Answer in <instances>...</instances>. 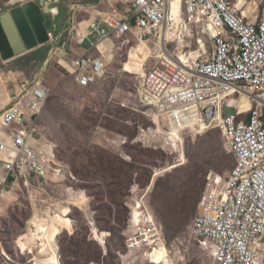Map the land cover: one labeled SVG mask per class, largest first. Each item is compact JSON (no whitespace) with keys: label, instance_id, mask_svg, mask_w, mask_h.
<instances>
[{"label":"rangeland","instance_id":"rangeland-1","mask_svg":"<svg viewBox=\"0 0 264 264\" xmlns=\"http://www.w3.org/2000/svg\"><path fill=\"white\" fill-rule=\"evenodd\" d=\"M30 2L38 6L48 28L56 30H83L90 20L110 16L116 6L112 0H0V15ZM240 2L237 0L238 6ZM246 3L243 8L249 18L257 10L258 14L262 12L261 0ZM188 30L191 34L184 44L191 47L186 52L198 49L197 40H204L207 51H212L207 37L203 39L190 25ZM63 40L67 43L61 50L68 55L76 45L65 36ZM96 41V37L86 41L83 49L88 51ZM167 46L172 50L176 45ZM96 48L91 52L107 59L109 77L87 89L65 75L56 59L47 64L50 51L46 53L43 48L0 60V114L10 105L11 90L16 96L23 85L34 87L42 82L49 87L51 95L41 115L45 126L42 136L57 145L58 160L68 167L56 181L28 178L27 184L20 179V185L0 199V264H54L45 261V248H39V241L29 246L32 252L24 253L18 247L32 225L38 227L40 217L47 218L42 212L49 208L57 216L66 208L64 218L70 222L60 224L59 233L48 237L55 264L102 260L100 264H120L117 255L127 254L125 232L133 202L135 215L142 203L149 212L152 210L164 230L174 264H198L201 259L212 264L209 254H203L204 246L191 239L189 229L209 181L224 180L234 166L221 129L175 135L164 118L157 132L153 118L148 117L156 110L142 103L138 94L143 79L138 70L147 48L137 40H113ZM156 62L154 56L147 61L146 73ZM234 113L224 110L226 115ZM6 144H0V148ZM144 149L156 155L141 151ZM4 152V148L0 150L2 159ZM70 193L80 197L69 198ZM35 214L36 221L30 225ZM95 229L101 234L96 235ZM131 259L134 264H150L144 262V253L131 255Z\"/></svg>","mask_w":264,"mask_h":264},{"label":"built area","instance_id":"built-area-1","mask_svg":"<svg viewBox=\"0 0 264 264\" xmlns=\"http://www.w3.org/2000/svg\"><path fill=\"white\" fill-rule=\"evenodd\" d=\"M112 1L116 6L111 17L89 24L90 30L82 40V30L65 36L77 45L70 54H64L68 64H60L65 75L81 88H90L109 77L104 58L90 53L97 49V43L159 39L162 30H170L174 4L178 2ZM183 1V17L191 27L213 30L214 34L207 37L212 51L201 54L192 64L179 65L169 54L177 55L178 46L170 50L165 45L161 57L143 77L144 97L158 100L153 103L158 113L163 103L184 108L185 112L196 107L208 131L220 128L227 132V142L224 135L222 139L235 165L224 180L209 181L190 227L191 238L204 246L203 254H209L212 264H264V244L258 246L264 227V0L262 12L251 18L245 15V8L238 7L237 0ZM94 37L96 43L85 51L83 44ZM49 43L51 54L66 45H57L54 34H49ZM246 94L252 95L253 106L241 112L236 104ZM50 95L51 89L42 82L34 87L23 85L13 104L2 108L0 141L8 144L0 148L5 150L4 162L0 163V199L16 188L20 179L56 181L67 172V166L57 159V145L42 136L45 126L41 115ZM226 108L235 113L224 114ZM22 168L25 174L20 172ZM146 209L142 203L139 213H131L125 232L127 254L118 255L120 264H134L131 255L137 253H144L147 263L152 249L165 236ZM198 264L207 263L201 259Z\"/></svg>","mask_w":264,"mask_h":264},{"label":"bare ground","instance_id":"bare-ground-1","mask_svg":"<svg viewBox=\"0 0 264 264\" xmlns=\"http://www.w3.org/2000/svg\"><path fill=\"white\" fill-rule=\"evenodd\" d=\"M183 6H184L183 0H178V2H176L174 4V16H173V20H172L173 24L171 25L170 30H162V33L157 35V36H160L159 39L151 40V41L137 40L138 44L143 45L147 48V53L145 54L143 60L141 61V65H140L139 70H138L140 77L142 76V78H143V77L147 76V73H146L147 61L152 59L153 56H154V59L161 57L160 51L163 50V48H166L165 45H167V44L175 43V45L178 46L179 53L177 55H175L174 53H169V54L175 58V60L173 62H175L176 64H179V65H182V64L188 63V62H190L192 64V61L196 60L198 57H201V54L207 53V47H206L204 40H197V45H198L197 50L192 51L190 49V51L189 50H187V52L185 51L186 49L191 47L190 44H184L185 39L190 37L191 33L188 30L189 24L187 23V20H185L183 17ZM245 6H247L246 0H241L240 5L238 7L241 9ZM111 10H112V8H111ZM257 13H258V10H257L256 14ZM180 16H181V19H180ZM110 17H111V15L108 16L107 19ZM103 20H106V19H103ZM88 23L93 24V23H95V21L90 20ZM88 23L86 24V27L82 30L83 32H81L82 35L79 36V41L82 40V38L84 36L83 34H86ZM197 30H199V32H200L199 34L202 36L203 39H205L209 35L214 34L213 30L210 28L205 30V31H202L200 29H197ZM100 44L101 43H99V44L97 43L96 46H98ZM90 53L93 55H96L92 52H90ZM96 56L99 57V55H96ZM102 57L104 58V60L106 61V64H107V65H105L104 69L105 70L108 69V71H109L108 61L104 56H102ZM16 90H19L18 86H17ZM147 90L150 91V89H147ZM14 93L15 92H13L11 90V96H10L9 104H13V102H14L13 101L14 97H15ZM138 94H139V98L141 99L142 103H144L147 106H151V107L155 108L153 103H154V101L157 102L158 100H154V98H152L150 96H149V101L144 98V96H147V94L145 93V90L143 88V79L140 82ZM238 104H239V109L241 112L249 111L253 106L252 95H250V94L243 95L242 99L240 100L239 103L236 104V106H238ZM161 113L163 115H161ZM161 113H158L156 111L154 114V118L156 120L158 128L160 125V123H159L160 120L162 121L164 118H166V120L169 122V125H170L171 129L173 130V132L175 133V135L178 133L184 132V131L191 133V130L192 131L195 130V132L197 134H204V133L208 132V129L205 128V125L201 124L202 116L196 107L190 108L189 112H185L184 108L176 109V108H172L170 105L163 103ZM220 134H221V136L224 135V140L227 142V139L229 136L227 134V132L225 130H223V132H220ZM6 136L9 138V143H10V136L9 135H6ZM4 143H5V141H4ZM12 155H13V160L15 161L16 160L15 157H17V154L14 152V153H12ZM9 159L12 160L11 158H9ZM2 162H4V159L0 158V163H2ZM20 172H22V174H25V171L23 168L21 169ZM24 182L29 184L28 181H26V180H24ZM19 185L20 184L18 183L16 187H18ZM14 189H16V188L14 187L13 190ZM10 191H12V189ZM10 191H9V193H5L4 196L9 195ZM68 193H69V191H68ZM71 196L77 197V199L80 197V196L78 197L76 195H73V193H70L69 198ZM140 206L141 205H139V208H140ZM67 211L68 210L66 208L62 209L59 216H57L56 213L52 212V209H50V208L43 211L42 212L43 215H45L47 218L43 219L42 218L43 216L40 217V220L38 221V223H39L38 227H36V225H32L31 229H29V232L26 235L22 236V238L18 242L19 249H21V251H23V252H25L26 250L31 251L29 249V246L39 241V242H41V245L39 246V248H45V249H43L44 250L43 255L45 257L47 256L45 261L52 262L55 264L56 260H55V256H54V251L51 247V243L49 242L48 237L51 235H57L59 233L60 227L63 226L60 224H66V223L69 224L70 223L68 219L64 218L67 215ZM147 211L149 212V210H147ZM38 213L39 212L37 211V214ZM149 214L153 215L152 210L149 212ZM34 221H36V214H35L34 219L31 221L30 225ZM92 223L93 222H90V224H92ZM92 225H94V224H92ZM95 233H96V235L101 234V232H99L96 229H95ZM260 244H264V227L262 228V234L260 236V241H259L258 246H260ZM167 246L168 245L166 242V236H164V238L161 239L159 246L154 247L152 249V253L148 256L149 263L150 264H174L175 263V261L173 259L174 256L172 255V252L170 250H168ZM164 260L167 263H164L163 262ZM170 260H172V262H169Z\"/></svg>","mask_w":264,"mask_h":264},{"label":"water","instance_id":"water-1","mask_svg":"<svg viewBox=\"0 0 264 264\" xmlns=\"http://www.w3.org/2000/svg\"><path fill=\"white\" fill-rule=\"evenodd\" d=\"M48 43L49 31L35 3L0 15V60H11Z\"/></svg>","mask_w":264,"mask_h":264},{"label":"crops","instance_id":"crops-1","mask_svg":"<svg viewBox=\"0 0 264 264\" xmlns=\"http://www.w3.org/2000/svg\"><path fill=\"white\" fill-rule=\"evenodd\" d=\"M102 17V16H101ZM104 18H106L107 19V17L108 16H103ZM103 18V19H104ZM94 20V19H93ZM46 23V22H45ZM46 26H47V23H46ZM47 28H48V26H47ZM48 31L51 33V34H54L55 35V37H56V41H57V45H59V46H63V45H65L67 42H65L64 40H63V36H66V35H68L69 34V32H70V34H71V32L73 31V33H74V35H76V32H77V30H56L55 28H52L51 26H50V28H48ZM73 44L74 45H77L76 43H74L73 42ZM39 49L38 50H40V48H43V49H45L46 50V53H48L49 51H51V44L50 43H48V44H46L45 46H40V47H38ZM33 51V50H32ZM71 51H74V48L73 47H71ZM35 52V51H34ZM47 59V64H50V62L53 60V59H56L57 60V62H58V64H59V67L60 68H62V66H61V64L62 65H67L68 64V62L64 59V54H63V50H58V51H56L54 54H51L50 53V56H49V58H46ZM61 63V64H60ZM63 69V68H62ZM2 143H4V142H2V141H0V144H2Z\"/></svg>","mask_w":264,"mask_h":264},{"label":"trees","instance_id":"trees-1","mask_svg":"<svg viewBox=\"0 0 264 264\" xmlns=\"http://www.w3.org/2000/svg\"><path fill=\"white\" fill-rule=\"evenodd\" d=\"M41 51H43V49H40ZM148 117L149 118H153V122H154V124L156 125V127H157V132H158V125H157V123H156V120H155V118H154V115H148ZM220 136H221V134H220ZM220 149L223 151V149H222V147L220 146ZM141 151H143V152H151V153H153V154H155L156 155V153L154 152V151H152V150H149V149H144V150H141ZM229 162H230V160H228ZM234 165V164H233ZM138 168V167H137ZM148 171V170H147ZM125 179H130V180H132L133 179V177H126ZM149 179H150V176H149ZM209 179V178H208ZM202 195V194H201ZM201 197V196H200ZM200 199V198H199ZM134 203V202H133ZM131 204V206H130V209H131V211L133 210V208H134V204ZM28 250H26L25 252H27ZM24 252V253H25ZM61 253H63V250H61ZM105 258V257H104ZM102 259H103V255H102ZM103 261V260H102ZM102 261H100V262H98V263H101Z\"/></svg>","mask_w":264,"mask_h":264},{"label":"clouds","instance_id":"clouds-1","mask_svg":"<svg viewBox=\"0 0 264 264\" xmlns=\"http://www.w3.org/2000/svg\"><path fill=\"white\" fill-rule=\"evenodd\" d=\"M49 34H51V33L49 32ZM134 41H135V40H134ZM80 51L82 52L83 50H80ZM80 88H81V87H80ZM224 145H225V144H224ZM225 149H226V148H225ZM57 159H58V156H57ZM234 160H235V159H234ZM64 164H65V163H64ZM234 165H235V162H234ZM232 168H233V167H232ZM232 168H231V169H232ZM231 169H230V170H231ZM67 170H68V167H67ZM229 172H230V171H229ZM205 189H206V188H205ZM205 189H204V191H205ZM204 191H203V192H204ZM202 194H203V193H202ZM201 196H202V195H201ZM199 201H200V199H199ZM198 205H199V203H198ZM131 213H132V211H131V209H130L129 218L131 217ZM196 214H197V213H196ZM128 220H129V219H128ZM191 224H192V223H191ZM190 227H191V226H190ZM189 232H190V234H191V230H190V229H189ZM191 239H192V238H191ZM192 240H193V239H192ZM125 243H126V242H125ZM196 244H197V245H200L198 241L196 242ZM125 247H126V246H125ZM126 250H127V249H126ZM105 254H106V253H105ZM118 255H119V254H118ZM118 255H117V256H118ZM118 259H119V256H118ZM98 264H100V263H98Z\"/></svg>","mask_w":264,"mask_h":264}]
</instances>
